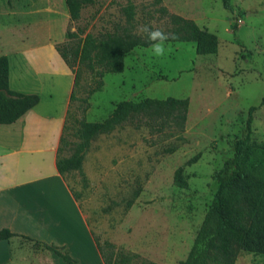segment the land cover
<instances>
[{"label": "rangeland", "instance_id": "obj_1", "mask_svg": "<svg viewBox=\"0 0 264 264\" xmlns=\"http://www.w3.org/2000/svg\"><path fill=\"white\" fill-rule=\"evenodd\" d=\"M131 1L129 24L122 12L127 0H95L75 22L69 21L64 0H0V32L5 34L0 41L10 33L17 39L52 32L59 44L75 43L78 37L67 38L66 30L83 28L82 37L119 23L136 33L142 24L167 32L170 23L161 7L216 34L218 48L210 54L196 53L191 41H167L170 51L162 57L153 56L150 46H137L125 53L122 72L105 73L103 85L91 94L95 76L83 68L68 114L72 127L78 120H105L121 100L189 99L182 141L164 135L153 144L146 128L125 124L93 137L80 158L81 168L65 174L105 252L111 251L110 243L114 251L130 255L124 264H181L212 198L213 173L230 156L233 142L245 135L252 105L258 107L252 113L251 139L264 141V104L259 105L264 96V0H231L232 11L222 0ZM79 142L76 134L69 136L63 155H71ZM178 167L186 187L174 183ZM11 246L15 254L21 249L28 256L20 264L45 250L22 236ZM234 264H264V254L241 250Z\"/></svg>", "mask_w": 264, "mask_h": 264}, {"label": "trees", "instance_id": "obj_2", "mask_svg": "<svg viewBox=\"0 0 264 264\" xmlns=\"http://www.w3.org/2000/svg\"><path fill=\"white\" fill-rule=\"evenodd\" d=\"M64 1L70 22L79 20L82 9L95 2V0ZM222 4L228 10L234 9L231 0H222ZM159 11L170 23L167 32L176 35L175 39L169 41L194 42L198 54L217 51L219 41L216 34L200 27L193 19L170 13L164 7L159 8ZM122 12L127 23L131 24L134 16V4L131 0H127ZM130 28L119 23L112 30L96 34L87 32L81 37L85 29L78 27L75 31L66 30L65 33L69 39L78 37L77 42L56 45L61 57L74 74L73 89L56 157V167L63 178L67 172L81 168L80 158L93 137L109 133L125 124H131L135 128H146L153 144L164 135L174 137L175 140L184 139L182 133L185 130L189 99L173 96L165 99L144 98L136 102L121 100L111 115L103 121L78 120L77 126L68 125L71 102L75 98L83 68L95 76V86L89 91L91 94L101 88L105 73L122 72L125 53L137 46H150L146 36L137 34ZM235 28L236 25L233 24L232 29ZM8 76V58L1 55L0 123L14 122L39 101L36 93L11 90ZM263 104L264 96L259 105ZM257 107L255 105L249 107L245 135L233 142L230 156L225 158L213 173L212 198L193 245L181 264H234L241 250L264 254V141L256 143L251 139L252 113ZM73 134L80 138V142L71 155H63L64 147L69 144V136ZM168 151H174V147L168 148ZM174 183L179 187L187 186L182 167L175 170ZM72 194L77 200V195L74 192ZM131 203L132 200H129L128 206ZM15 235L17 234L8 228L0 230V239H9ZM22 237L31 239L24 235ZM93 238L104 264H124L129 261V254L120 250L114 251V246L110 243H107V246L111 251L105 252L97 239L94 236ZM33 241L55 252L67 263L77 264V260L69 254L65 246Z\"/></svg>", "mask_w": 264, "mask_h": 264}, {"label": "crops", "instance_id": "obj_3", "mask_svg": "<svg viewBox=\"0 0 264 264\" xmlns=\"http://www.w3.org/2000/svg\"><path fill=\"white\" fill-rule=\"evenodd\" d=\"M10 35L0 41V56L9 63V88L36 93L39 101L14 122L0 123V230L17 234L0 239V264L28 258L11 246L22 235L65 246L77 264H104L79 203L56 167L74 81L56 47L61 40L52 32ZM33 255L29 264H69L46 248Z\"/></svg>", "mask_w": 264, "mask_h": 264}, {"label": "clouds", "instance_id": "obj_4", "mask_svg": "<svg viewBox=\"0 0 264 264\" xmlns=\"http://www.w3.org/2000/svg\"><path fill=\"white\" fill-rule=\"evenodd\" d=\"M137 34L147 37V40L150 42L151 54L155 57L167 55L170 49L166 47V42L176 38L175 33L165 32L164 30L152 27L149 24L139 25L137 28Z\"/></svg>", "mask_w": 264, "mask_h": 264}]
</instances>
